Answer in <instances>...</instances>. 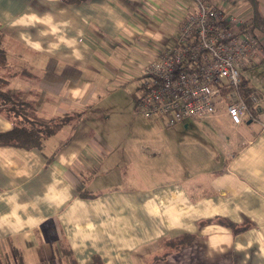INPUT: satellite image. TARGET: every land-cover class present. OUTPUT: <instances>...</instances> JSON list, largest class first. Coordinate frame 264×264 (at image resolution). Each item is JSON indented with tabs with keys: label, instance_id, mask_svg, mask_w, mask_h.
Returning <instances> with one entry per match:
<instances>
[{
	"label": "crops",
	"instance_id": "0c3cea01",
	"mask_svg": "<svg viewBox=\"0 0 264 264\" xmlns=\"http://www.w3.org/2000/svg\"><path fill=\"white\" fill-rule=\"evenodd\" d=\"M222 1L248 20L254 10L264 18V0ZM191 6L192 0H0L1 42L7 69L16 73L8 83L37 95L46 115L83 114L101 100L100 85L118 86L103 79L105 58L116 62L114 49L142 39L158 53L175 41ZM253 29L260 59L241 73L259 97L257 117L244 128L220 107L178 122L189 129L207 118L241 130L220 165H211L217 153L202 155L213 150L202 139L166 138L147 143L145 176H135L132 141L88 136L92 128L82 120L49 138L51 159L37 147L0 145V264H88L95 255L103 264H264V32ZM11 126L0 112V130ZM123 145L130 158L115 165L120 182L81 194L83 172L108 170V154ZM217 217L252 224L233 232ZM206 218L214 220L202 223ZM182 232L196 234L192 245L153 258L161 240ZM188 250L198 251L197 259L187 260Z\"/></svg>",
	"mask_w": 264,
	"mask_h": 264
},
{
	"label": "built area",
	"instance_id": "2783aa9c",
	"mask_svg": "<svg viewBox=\"0 0 264 264\" xmlns=\"http://www.w3.org/2000/svg\"><path fill=\"white\" fill-rule=\"evenodd\" d=\"M247 20L222 0H192L175 41L141 67L135 109L163 117L168 126L200 120L220 107L236 124L255 118L247 100L255 105L259 97L240 86L241 71L261 54Z\"/></svg>",
	"mask_w": 264,
	"mask_h": 264
},
{
	"label": "rangeland",
	"instance_id": "374dc122",
	"mask_svg": "<svg viewBox=\"0 0 264 264\" xmlns=\"http://www.w3.org/2000/svg\"><path fill=\"white\" fill-rule=\"evenodd\" d=\"M141 39L142 37L139 38L138 42ZM142 40L145 44L139 42L137 46H132L129 43V45H126L127 49H114L113 53L118 54L116 55V62H114L115 59L113 57L110 59L105 58L106 66L103 74L107 77H103V79L110 78L111 83L113 84L115 81L118 86L109 85L105 90L100 85L98 91L102 94L101 100L84 108L83 114L79 115L76 122L82 120L92 128V130H89L88 136H93V132H96L97 135L103 138H116L124 142L132 141V164L133 158L137 160L135 176L138 174L139 176L143 175L142 177L145 176L148 146H151L154 142L161 143L166 138H180L183 136L191 139L200 138L206 143L208 148L213 149L211 152L208 150L202 155H211L212 152L217 153L216 159H218L217 161L213 160L211 165L214 166L215 162L216 165H220L222 159L226 158V153L230 152L238 144L237 142L240 140L238 132L241 130L230 128L225 121L216 125L213 119L207 118L203 119L200 125L189 129H184L182 127L183 123L168 126L165 124L163 117L148 118L135 109L134 98L138 94V85L142 82V76L140 74L138 76L136 73L137 71L140 72L141 67L152 57V51L146 45V41ZM112 56L115 57V55ZM112 72L118 75L114 76ZM126 73L128 74L126 75ZM122 75L126 76L124 80L122 79L119 82V76ZM127 76L129 78L126 80ZM101 81L103 84V80ZM245 126L246 123L243 122L242 127L245 128ZM124 158L130 157L129 153L124 151L123 145L120 151L115 149L114 152L108 154V159L105 161L108 170H103L100 167L99 169L94 168V171L83 172V180L85 181V183L83 182L85 187L83 189L87 191L95 190L107 184L120 182L119 169L115 165L120 163L123 165L129 164ZM127 167L123 171L130 176L131 171ZM132 172L134 171L132 170ZM109 173L110 176L107 177L106 175H109ZM129 181L125 180L126 183ZM186 256L187 260H195L198 257V251L188 250Z\"/></svg>",
	"mask_w": 264,
	"mask_h": 264
},
{
	"label": "trees",
	"instance_id": "16d2710c",
	"mask_svg": "<svg viewBox=\"0 0 264 264\" xmlns=\"http://www.w3.org/2000/svg\"><path fill=\"white\" fill-rule=\"evenodd\" d=\"M247 27L251 33H253V28H257L264 32V18L257 10H254L251 19L247 20ZM8 60L6 49L1 42L0 29V112L12 123L9 129L0 130V145H13L24 148L37 147L47 155L48 159H51L53 152L46 154L49 138L57 135L68 123L76 121L81 111L73 109L51 116L40 112L36 107L37 95L24 96L23 90L15 89L9 85V78L16 75V73L10 72L9 69H7ZM240 86L241 88L248 89L245 87L243 76ZM247 103L250 112L256 118L261 108H259L258 105L251 104L248 100ZM250 119L252 120L253 118ZM87 192V190L83 189L81 194L89 195ZM212 219L213 218H206L201 222H210ZM215 219L230 227L233 232L244 230L252 224L246 218H243L241 222H235L222 217H217ZM195 237L196 234L194 233L182 232L165 238L160 241V246L153 258H165L170 254L176 255L183 249L192 245ZM88 264L103 263L101 258L95 255Z\"/></svg>",
	"mask_w": 264,
	"mask_h": 264
}]
</instances>
